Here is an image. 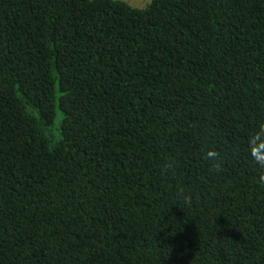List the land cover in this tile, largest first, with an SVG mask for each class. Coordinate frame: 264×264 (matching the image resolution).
Wrapping results in <instances>:
<instances>
[{
	"label": "trees",
	"instance_id": "trees-1",
	"mask_svg": "<svg viewBox=\"0 0 264 264\" xmlns=\"http://www.w3.org/2000/svg\"><path fill=\"white\" fill-rule=\"evenodd\" d=\"M261 125L264 0H0V264H264Z\"/></svg>",
	"mask_w": 264,
	"mask_h": 264
},
{
	"label": "clouds",
	"instance_id": "clouds-1",
	"mask_svg": "<svg viewBox=\"0 0 264 264\" xmlns=\"http://www.w3.org/2000/svg\"><path fill=\"white\" fill-rule=\"evenodd\" d=\"M114 6L125 8L129 11L137 13H147L151 8L153 0H111ZM247 151L251 160L264 170V125H261L256 131L249 135L247 141ZM200 158L207 163L209 171L219 173L221 171V163L219 161L218 153L213 149H206L200 154ZM169 166L165 165L167 169ZM257 182L264 184V173L257 177ZM176 195L186 205L190 204V197L184 194L181 187H177Z\"/></svg>",
	"mask_w": 264,
	"mask_h": 264
},
{
	"label": "rangeland",
	"instance_id": "rangeland-1",
	"mask_svg": "<svg viewBox=\"0 0 264 264\" xmlns=\"http://www.w3.org/2000/svg\"><path fill=\"white\" fill-rule=\"evenodd\" d=\"M61 124V114L57 111L56 117L54 119V125L52 127V132L55 135L56 139L59 136V127Z\"/></svg>",
	"mask_w": 264,
	"mask_h": 264
}]
</instances>
